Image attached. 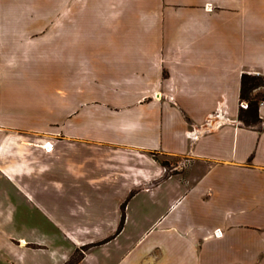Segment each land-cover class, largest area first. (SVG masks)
<instances>
[{
  "label": "crops",
  "instance_id": "crops-1",
  "mask_svg": "<svg viewBox=\"0 0 264 264\" xmlns=\"http://www.w3.org/2000/svg\"><path fill=\"white\" fill-rule=\"evenodd\" d=\"M132 4L108 43L71 46L84 106L56 144V0H0V214L67 188L56 156L74 147L75 175L155 194L147 264H264V102L239 119L243 73L264 75V0Z\"/></svg>",
  "mask_w": 264,
  "mask_h": 264
},
{
  "label": "rangeland",
  "instance_id": "rangeland-1",
  "mask_svg": "<svg viewBox=\"0 0 264 264\" xmlns=\"http://www.w3.org/2000/svg\"><path fill=\"white\" fill-rule=\"evenodd\" d=\"M135 1L141 6L157 2L56 0V144L70 139L69 117L84 106L79 89L84 88L85 74L79 75L71 46L108 43L105 34L128 27ZM255 93L264 95V88ZM66 148L56 156V181L67 188L41 192L32 201L13 194L0 214V264H147L149 254L140 250L156 235L155 229L145 233L160 211L155 194L136 191L138 186L113 192L104 182L91 184L88 176L75 175L68 165V156L85 163V151ZM152 155L167 162L168 173L176 174L185 165L179 157Z\"/></svg>",
  "mask_w": 264,
  "mask_h": 264
},
{
  "label": "trees",
  "instance_id": "trees-1",
  "mask_svg": "<svg viewBox=\"0 0 264 264\" xmlns=\"http://www.w3.org/2000/svg\"><path fill=\"white\" fill-rule=\"evenodd\" d=\"M264 87V75L244 72L241 78V102H247L248 106L241 105L239 119L247 126H253L262 121L260 116V104L264 102V95L254 93L258 88ZM161 162V161H160ZM167 166V162H161ZM122 227L118 230L120 232ZM76 264V263H74Z\"/></svg>",
  "mask_w": 264,
  "mask_h": 264
},
{
  "label": "built area",
  "instance_id": "built-area-1",
  "mask_svg": "<svg viewBox=\"0 0 264 264\" xmlns=\"http://www.w3.org/2000/svg\"><path fill=\"white\" fill-rule=\"evenodd\" d=\"M242 106L247 107L248 106L247 102H242ZM46 147L48 150H51L53 148V144H50L49 142H47Z\"/></svg>",
  "mask_w": 264,
  "mask_h": 264
}]
</instances>
